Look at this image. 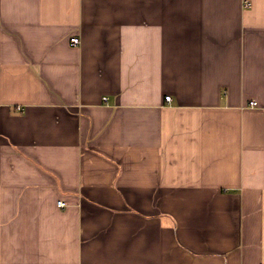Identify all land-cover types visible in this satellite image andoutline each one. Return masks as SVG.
I'll list each match as a JSON object with an SVG mask.
<instances>
[{"label":"crops","instance_id":"obj_1","mask_svg":"<svg viewBox=\"0 0 264 264\" xmlns=\"http://www.w3.org/2000/svg\"><path fill=\"white\" fill-rule=\"evenodd\" d=\"M0 264H264V0H0Z\"/></svg>","mask_w":264,"mask_h":264},{"label":"built area","instance_id":"obj_2","mask_svg":"<svg viewBox=\"0 0 264 264\" xmlns=\"http://www.w3.org/2000/svg\"><path fill=\"white\" fill-rule=\"evenodd\" d=\"M246 4H248V3H246ZM69 43L71 44V45H77L78 43H79V38L77 37V36H71L70 38H69ZM165 100H169L170 99V96L169 95H165ZM105 99V98H104ZM250 104L251 105H254L255 104V102L254 101H252V102H250ZM57 204L59 205V206H64L65 205V202L62 200V199H59L58 201H57Z\"/></svg>","mask_w":264,"mask_h":264}]
</instances>
